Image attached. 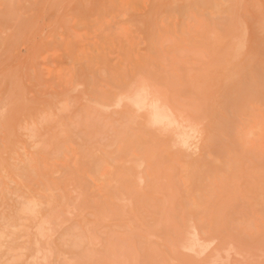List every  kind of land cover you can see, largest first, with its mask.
I'll return each mask as SVG.
<instances>
[{
  "label": "rangeland",
  "instance_id": "1",
  "mask_svg": "<svg viewBox=\"0 0 264 264\" xmlns=\"http://www.w3.org/2000/svg\"><path fill=\"white\" fill-rule=\"evenodd\" d=\"M0 264H264V0H0Z\"/></svg>",
  "mask_w": 264,
  "mask_h": 264
},
{
  "label": "bare ground",
  "instance_id": "2",
  "mask_svg": "<svg viewBox=\"0 0 264 264\" xmlns=\"http://www.w3.org/2000/svg\"><path fill=\"white\" fill-rule=\"evenodd\" d=\"M243 34H245V33H243ZM243 37H245V36H243ZM239 40H240V39H239ZM240 45H242V44H240ZM243 45H244V44H243ZM244 46H245V45H244ZM239 47H240V46H239ZM138 70H139V69H138ZM141 70H142V68H141ZM140 73H141V71H140ZM123 74H124V73H123ZM136 74H137V72H136ZM124 75H125V74H124ZM137 75H138V74H137ZM82 77H84V76H82ZM139 77H140V76H139ZM135 78H136V76H135L133 79H135ZM140 79H141V78H140ZM81 80H82V79H81ZM83 80H84V79H83ZM83 80H82V81H83ZM136 80H138V79H136ZM142 80L145 81V79H141V80L139 81L140 84H144L143 86H146V87H147L146 89H148V86L146 85V84H148V83H147V82H145V83L143 82V83H142V82H141ZM119 81H120V80H119ZM121 81H122V80H121ZM130 83H132V81H131ZM132 84H133V86H134V84H135L134 81H133ZM118 85H119V83H118ZM127 85H128V86H126V88L129 87L128 89H130L131 91H133L132 89H133L134 87L131 85V86L133 87V88H132L129 84H127ZM135 85H136V84H135ZM137 85H139L138 82H137ZM115 86H116V85H115ZM122 86H123V85H122ZM123 87H124V86H123ZM135 87H136L135 89H137V86H135ZM120 88H121V87H120ZM126 88H123V91H124V92L126 91ZM131 88H132V89H131ZM138 88H141L142 91H141L140 89H137L139 92H138L137 90H136V91L134 90V91L136 92V95H135V94H134V95H135V98L137 99V100H134V101L137 103L136 107H137V106L139 107V106L141 105V106H140V107H142V108H140L141 110L143 109V107H147L146 109H147V110H148V109L150 110V111H148V113L150 114V115H148V116H150L149 119L151 118L150 120L153 121L155 125H158V126L162 127L164 124H165V125L167 124V126L164 125V127H167V129H168V127L171 128L172 126H175V125H171V124H170V122L172 123L173 119H172V120L170 119V122H169V119L166 118L167 115H170V114L168 113V110H167V112L165 111V112L168 113V114H166V116H164V115H165V112H164L165 109L163 110V109H161V108L158 106L159 103L157 104V101H158V100H156L157 98H155L156 102H155V101L152 102V97H151L150 99H147V97H150L152 94H150V96H148L147 93H146L147 95L144 94V93H145V89H144V88H142L141 86H138ZM115 89H116V88H115ZM130 90H127L128 95L131 93V92L129 93ZM121 91H122V90H121ZM146 91H148V90H146ZM111 92H112V91H111ZM135 92H133V93H135ZM127 93H125V94H127ZM141 93H142V94H141ZM150 93H151V92H150ZM123 94H124V93H123ZM125 94H124V95H125ZM128 95H126V97H127ZM132 95H133V94H132ZM132 95H131V96H132ZM134 95L132 96V98L134 97ZM143 95H144V96H143ZM112 96H113V95H112ZM112 96H109V99H110V97H112ZM136 96H137V97H136ZM105 97H106V95H105ZM107 97H108V96H107ZM116 97H117V95H116ZM118 97H121V99H119V100H121V101L119 102V104H120V103L122 102V100H123V97L121 96V93L119 94ZM118 97H117V99L114 97V98L116 99V100L114 99V102H115V103L117 102ZM129 97H130V95H129ZM132 98L130 97V98H128V99H131V100L133 101L134 98H133V99H132ZM112 99H113V98H111V100H112ZM100 100H101V99H100ZM100 100H99V101H100ZM131 100H130V101H131ZM96 101L98 102V100H96ZM101 101H102V100H101ZM127 101H128V100H127ZM127 101H126V102H127ZM102 102H103V101H102ZM114 102H111V103H114ZM126 102H125V99H124V100H123V103H126ZM135 102H133V103H135ZM99 103H101V102H99ZM111 103L109 102V104H111ZM127 103H128V102H127ZM160 103H161V102H160ZM104 104H105V102H104ZM116 104H118V103H116ZM138 104H139V105H138ZM98 105H99V104H98ZM107 105H108V104H107ZM120 105H121V104H120ZM126 105H127V104H126ZM130 105H132V104H130ZM130 105H129V103H128V106H130ZM134 105H135V104H134ZM157 106L159 107V109H158ZM160 106L162 107V105H160ZM104 107H105V106H104ZM148 107H149V108H148ZM156 107H157V108H156ZM126 108H127V107H126ZM131 109H132V107H131ZM144 109H145V108H144ZM144 109H143V110H144ZM146 109H145V110H146ZM160 109H161V110H160ZM126 110H127V109H126ZM133 110H135V109H133ZM137 110H138V109H137ZM135 111H136V110H135ZM139 111H140V110H139ZM161 111L163 112V114H161V113H162ZM83 112H84V111H83ZM92 112H93V111H92ZM170 116H171V115H170ZM167 117H169V116H167ZM171 117H172V116H171ZM165 118H166L167 120H166ZM88 120H89V119H88ZM150 120H149V121H150ZM165 120H166V121H165ZM163 121H164L165 123H164ZM76 122H77V120H76ZM85 122H86V121H85ZM153 122H151V123L153 124ZM168 122H169V123H168ZM86 123H87V122H86ZM162 123H163V124H162ZM174 123H175V121L173 122V124H174ZM154 124H153V127H154ZM169 125H171V126H169ZM190 126H191V125H190ZM75 127H76V126H75ZM93 127H94V126H93ZM187 127H188V126H187ZM187 127H185V128H187ZM179 129L183 131V129H181V128H179ZM192 129H194V127H193ZM175 130H176V129H175ZM190 130H191V129H190ZM190 130H189V131H190ZM76 131H77V130H76ZM93 131H94V130H93ZM177 131H178V129H177ZM182 131H181V132H182ZM192 131H193V130H192ZM196 131H197V130H196ZM178 132H179V131H178ZM178 132H177V133H178ZM181 132H180V133H181ZM183 132L186 133L187 131L185 130V131H183ZM183 132H182V136H184V135H183ZM78 133H79V132H78ZM188 133H189V132H188ZM197 133H198V132H197ZM78 135H79V134H78ZM192 136H194V135L192 134L191 137H192ZM197 137H198V136H197ZM189 138H190V135H188V134L186 133V136L184 137L183 141H187ZM97 139H98V138H97ZM178 139H179V137H178ZM191 139H192V138H191ZM86 140H87V139H86ZM193 140H194V139H193ZM193 140H190V143H191ZM179 141L181 142L182 140L180 139ZM174 142H176V140H175ZM180 142H179V144H180ZM181 143H182V142H181ZM195 143H196V142H195ZM191 144H192V143H191ZM188 145H189V141H188ZM184 146H185V145H184ZM189 147H190V146H189ZM189 147H186V149H188ZM193 148H194V147H193ZM195 148H196V147H195ZM190 149H191V148H190ZM188 152H189V151H188ZM53 200H54V199H53ZM55 205H56V204H55ZM29 207H30V206H29ZM29 207H27V209L25 208V209H24V212L26 211V213H27V212L29 213L30 211L34 210V208H33L34 206L31 207L32 210H31V208H30V210H28ZM32 212H33V211H32ZM30 213H31V212H30ZM30 213H29V214H30ZM33 214H34V213H32V215H33ZM32 215H31V218L35 221V220H36V219H35V218H36V214H34L35 216H32ZM37 215H38V214H37ZM29 217H30V215H29ZM29 217H28V218H29ZM31 218H30V219H31ZM39 218H41V217H39ZM39 218H38V219H39ZM32 219H31V220H32ZM40 220H41V219H40ZM34 221H33V222H34ZM38 221H39V220H38ZM39 222H40V224L42 223V221H39ZM43 222H44V221H43ZM36 223H38L37 220H36ZM34 224H35V223H34ZM41 225H43V224H41ZM41 225H40L39 227H41ZM35 226L37 227L36 224H35ZM9 229H10V228H9ZM38 229H39V228H38ZM11 233H12V232H11ZM37 234H38V232H37ZM197 240H198V239H197ZM197 240L193 239V241H192V243H191V246H192V247L194 246L193 248L197 247V245H198L199 247L201 246V245L197 244L198 242H200V240H199L198 242H197ZM200 244H201V243H200ZM191 246H190V247H191ZM192 247H191V248H192Z\"/></svg>",
  "mask_w": 264,
  "mask_h": 264
}]
</instances>
